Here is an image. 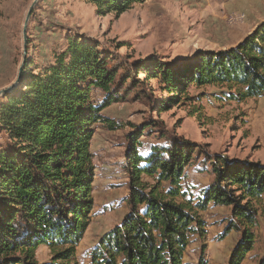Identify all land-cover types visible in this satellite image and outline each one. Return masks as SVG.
<instances>
[{
  "label": "trees",
  "instance_id": "trees-1",
  "mask_svg": "<svg viewBox=\"0 0 264 264\" xmlns=\"http://www.w3.org/2000/svg\"><path fill=\"white\" fill-rule=\"evenodd\" d=\"M93 1L100 13L119 15L143 0ZM53 57L41 68L25 60L20 81L0 100V129L7 138L0 149V264H78L76 246L93 205V127H117L100 111L120 100L124 85L134 89L139 73L172 93L166 103L181 99L190 85L225 87L229 98L240 101L264 96V22L234 46L198 54L182 67L138 60L118 78L97 44L79 37L69 38ZM93 89L105 93L98 104ZM138 139L133 132L126 151L128 211L99 238L91 264H184L190 236L205 225L198 211L209 202L231 205L230 225L244 228L229 258L239 264L253 241V201L264 197V165L215 159L214 180L193 203L180 184L195 152L192 144L176 141L142 154ZM40 245L49 247V261L36 259Z\"/></svg>",
  "mask_w": 264,
  "mask_h": 264
},
{
  "label": "rangeland",
  "instance_id": "rangeland-1",
  "mask_svg": "<svg viewBox=\"0 0 264 264\" xmlns=\"http://www.w3.org/2000/svg\"><path fill=\"white\" fill-rule=\"evenodd\" d=\"M263 22L264 0H143L119 15L100 13L93 0H0V90L15 80L23 58L30 67L41 68L72 37L97 44L118 78L138 60L182 67L198 54L234 46ZM138 78L134 89L124 85L120 100L100 111L117 127L109 129L102 122L93 127V205L76 246L78 264H91L90 252L99 238L128 211L125 166L133 132H138L142 154L176 141L192 144L195 152L180 184L193 203L213 182L215 159L264 165V96L240 101L229 98L225 87L190 85L181 99L166 103L172 93L164 91V85L156 78L145 79L143 73ZM91 97L98 104L105 93L93 89ZM6 146L0 129V149ZM144 179L151 182L149 177ZM253 202L257 210L250 228L253 241L239 264H264V197ZM231 209V205L209 202L198 211L205 225L202 232L190 236L184 264H229L244 230L230 225ZM35 257L49 261L52 253L40 245Z\"/></svg>",
  "mask_w": 264,
  "mask_h": 264
},
{
  "label": "water",
  "instance_id": "water-1",
  "mask_svg": "<svg viewBox=\"0 0 264 264\" xmlns=\"http://www.w3.org/2000/svg\"><path fill=\"white\" fill-rule=\"evenodd\" d=\"M30 11H31V8L28 11L26 21H27L29 14H30ZM26 21H25V25H26ZM24 54H25V50H24ZM24 63H25V58H23L21 65L19 66V70H18V73H17L15 80L10 85H8V86H6L0 90V96L5 95L6 93H8L10 90H12L18 84V82L20 81V78H21V72H22Z\"/></svg>",
  "mask_w": 264,
  "mask_h": 264
}]
</instances>
